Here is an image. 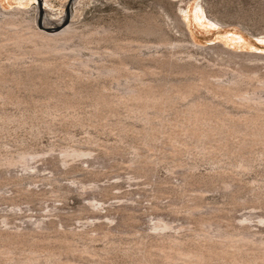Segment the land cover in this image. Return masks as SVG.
<instances>
[{
  "label": "rangeland",
  "instance_id": "374dc122",
  "mask_svg": "<svg viewBox=\"0 0 264 264\" xmlns=\"http://www.w3.org/2000/svg\"><path fill=\"white\" fill-rule=\"evenodd\" d=\"M39 1L49 22L72 5L75 33L40 69L31 43L0 51V264H264V132L174 124L193 103L255 112L215 83L240 72L241 90L264 96V0H0V12L39 26ZM130 81L170 102L142 118L115 100Z\"/></svg>",
  "mask_w": 264,
  "mask_h": 264
},
{
  "label": "bare ground",
  "instance_id": "6f19581e",
  "mask_svg": "<svg viewBox=\"0 0 264 264\" xmlns=\"http://www.w3.org/2000/svg\"><path fill=\"white\" fill-rule=\"evenodd\" d=\"M46 3V2H45ZM72 5H69L68 4V11L70 12L72 10ZM46 6L42 7L40 1L37 5L34 6L33 10L35 11V13H38L40 14V12L42 14H40V24L39 26L36 25V23H34V19L33 18H28L25 14H24V10H19V9H16L14 11H9V12H0V51L1 48H5L4 46L6 45H16V46H22V45H27L26 43H31L30 46L28 47L27 45V49H25V52L26 54L28 52H30L31 54H34V55H37L35 58L36 61H39L36 62L34 59V61L37 63V65L34 67H38L39 69L40 68H43V67H46L50 61L47 59V57H43L42 55L44 54H48V55H53L54 52H59V53H63L61 52V49L59 47L60 45V42L62 43V40H66L68 37L74 35L75 33V29L71 26V25H65V15L64 17L62 18V16L60 18L57 19L56 22H49L47 20V14H46ZM68 15V14H67ZM37 26V27H36ZM71 38V37H70ZM164 42V41H163ZM166 45H176L175 47H177V44L176 42L174 43H165ZM180 44V43H179ZM179 46V45H178ZM8 47V46H7ZM15 47V46H14ZM12 48V46H11ZM17 48V47H16ZM22 48V47H21ZM28 48H29V51H28ZM20 49V48H19ZM22 49V50H23ZM64 50V49H63ZM62 50V51H63ZM12 51V50H11ZM10 51V52H11ZM14 51V50H13ZM12 51V52H13ZM53 51V52H52ZM15 54H16V50L14 51ZM53 54H52V53ZM29 53V54H30ZM50 53V54H49ZM120 53V52H119ZM8 54V53H7ZM24 54V55H26ZM65 54V53H64ZM116 54V53H115ZM151 54V53H150ZM144 55V54H143ZM227 55V58L230 59V60H235V59H241L242 55H238V54H235V53H226ZM255 57H254V56ZM251 56H253L255 59L257 58H263L261 55H255L253 54ZM11 56V55H10ZM190 56V55H189ZM192 56V55H191ZM190 56V57H191ZM14 57V56H13ZM19 57V56H18ZM33 57V56H32ZM39 57V58H38ZM193 57V56H192ZM240 57V58H239ZM244 57V55H243ZM242 57V61L245 59H243ZM252 57V59H253ZM11 58V57H10ZM59 58V57H58ZM65 58V57H64ZM9 59V58H8ZM189 59V58H188ZM191 59V58H190ZM237 59V60H238ZM248 59V57H247ZM249 59H251V57H249ZM32 60V61H33ZM236 60V62H237ZM33 61V62H34ZM56 61V60H54ZM158 61V60H157ZM227 61V60H226ZM241 61V62H242ZM245 61V60H244ZM257 61V60H256ZM34 62V64H35ZM192 62V61H191ZM240 62V61H239ZM52 63V62H51ZM33 64V63H32ZM30 64V65H32ZM74 64V63H73ZM124 64V62H123ZM33 66V65H32ZM192 66V65H191ZM210 66V65H209ZM124 67L123 65L121 66H115V68L112 69V71L116 70L117 68H122ZM127 67V66H126ZM125 67V68H126ZM194 67V66H193ZM199 67V66H198ZM241 68V67H240ZM37 69V68H36ZM103 69V68H102ZM110 69V68H109ZM107 68V71L105 70V73L107 72L108 74L110 73L111 74V69L110 71L108 72L109 70ZM130 69V68H129ZM158 69V68H157ZM197 69V68H196ZM104 70L103 71H100V74L102 72L101 75H105L106 74L104 73ZM120 70V69H119ZM147 70V69H145ZM118 71V69L116 70ZM139 71V70H138ZM201 71V70H200ZM204 71V70H203ZM202 71V73H203ZM241 71V70H240ZM141 72V71H140ZM243 72V71H242ZM193 73V72H192ZM200 73V72H199ZM201 73V74H202ZM245 73V72H244ZM107 74V75H108ZM109 74V75H110ZM136 74V73H135ZM139 74V73H138ZM198 74V73H197ZM239 76L234 75L233 78L227 80L228 82L224 83L222 81H220L221 79H219V81L216 84V91H218V94L221 95L222 97H224V99L226 100H230L234 103H238L240 105H243V106H247L248 108L250 109H254L255 112H251V114H243L241 117H237V119H232V118H229L227 119L226 118H223V117H219V114H217L218 117L216 116H211L212 112L211 110L213 111V108H215L214 106L210 108V114L208 113V109L202 105L203 103H196V104H192L191 106H189L188 108H186L185 110L182 109V112H179L178 113V116H180V118H178V120H176V122L174 123L176 126L180 127L182 130H185L186 133H188V131L192 132V133H197L196 135L198 134H203V133H207L209 131H228L235 128V127H238V125H242L244 127V129H247V130H252V131H262L264 132V96H250L248 94V92H245V91H242L241 88H240V83L242 82L241 81V78H244L242 77L243 76V73H242V76H241V73L239 72L238 73ZM119 75V73H118ZM137 75V74H136ZM204 75V74H203ZM205 76V75H204ZM209 76V75H208ZM241 76V78H240ZM244 76H248L247 74L244 75ZM138 77V76H137ZM203 77V76H202ZM117 78V77H116ZM124 78V77H122ZM135 78V77H133ZM142 78V77H141ZM136 79V78H135ZM206 80V79H205ZM210 80V78H209ZM214 80V79H213ZM244 80V79H243ZM207 81V80H206ZM204 82V81H203ZM209 82V81H208ZM122 83V82H121ZM212 83V82H211ZM124 84V83H123ZM126 84V85H125ZM124 84V88L122 89H119L116 90L118 91L117 94L115 93V100H119L121 103L124 102L128 104V102H136L135 104L139 105V114L141 115V113L145 116L146 115V111L147 108L149 109L151 106H162L164 104H168V101L170 102V98L167 99L166 96H163V94L161 95V93L158 95L156 93L153 92V89L152 91H149L144 87H136L138 84L134 85L131 81L130 82H126ZM140 84V83H139ZM210 84V83H209ZM208 84V85H209ZM264 85V82L262 83ZM143 85V84H141ZM195 85V84H194ZM203 85V84H202ZM207 85V83H206ZM140 86V85H139ZM205 86V85H204ZM195 87V86H194ZM1 88V87H0ZM210 88V87H209ZM259 88V87H258ZM261 88V86H260ZM178 89V88H177ZM183 89V88H181ZM187 89V88H186ZM254 89V88H253ZM257 89V88H256ZM157 90V89H156ZM1 89H0V93H1ZM99 91V90H98ZM115 91V92H116ZM179 91V90H178ZM181 91V90H180ZM256 91V90H255ZM108 92V91H107ZM160 92V91H159ZM214 92V93H215ZM11 93V92H10ZM171 93V92H170ZM173 93V92H172ZM179 93V92H178ZM107 94V93H106ZM114 94V92H113ZM174 94V93H173ZM177 94V93H176ZM184 93L183 92H180L179 95H183ZM168 95V94H167ZM170 95V94H169ZM215 95V94H214ZM2 96V95H1ZM103 96V95H102ZM105 96V95H104ZM111 96V94H110ZM113 96V98L115 97ZM184 96V95H183ZM217 96V95H216ZM10 97V95H9ZM112 97V96H111ZM174 97V96H173ZM178 97V96H176ZM104 98H107L106 97H103L102 99ZM97 99V98H96ZM100 99V98H99ZM106 100V99H104ZM110 100V99H109ZM112 100V99H111ZM172 100V99H171ZM167 101V102H166ZM102 103V101H100ZM105 102V101H104ZM116 102V101H114ZM173 102V101H172ZM212 103V102H211ZM115 104V103H114ZM118 104V103H116ZM115 104V105H116ZM126 104V105H127ZM134 104V103H133ZM134 104V105H135ZM190 104V103H189ZM130 105V103H129ZM127 107L131 109V107ZM132 105V104H131ZM135 105V107H136ZM137 105V106H138ZM207 105V103H206ZM210 105V104H209ZM209 105H208V108H209ZM119 106V104H118ZM117 106V107H118ZM121 106V104H120ZM124 106V104H123ZM219 107V106H218ZM242 107V106H241ZM124 108V107H123ZM138 108V107H137ZM245 108V107H244ZM134 108L132 107V110ZM158 109V108H157ZM165 109V108H164ZM125 110V108H124ZM175 110V109H174ZM216 109H214L215 111ZM245 110V109H244ZM247 110V109H246ZM245 110V111H246ZM117 111V110H116ZM126 111V110H125ZM135 111V110H134ZM150 111V110H149ZM178 110L176 109V112ZM213 111V112H214ZM221 111V110H220ZM249 111V110H248ZM252 111V110H251ZM128 112L130 111H127V115H128ZM133 112V111H132ZM138 112V111H137ZM250 112V111H249ZM134 113V112H133ZM149 113V112H148ZM155 113V112H154ZM216 113V112H215ZM219 113H222V112H219ZM245 113V112H244ZM119 114V113H118ZM136 114V113H135ZM138 114V113H137ZM150 114H153V113H150ZM230 114V113H229ZM132 115V114H131ZM216 115V114H215ZM224 115V114H223ZM135 116V115H134ZM177 116V117H178ZM239 116V115H238ZM142 117V115H141ZM150 116H148L149 118ZM156 117V116H155ZM158 117V116H157ZM234 117V116H233ZM138 118H140L138 116ZM144 118V117H142ZM147 118V116H146ZM153 118V117H152ZM151 119V117H150ZM149 119V120H150ZM175 119H176V116H175ZM146 120V119H145ZM168 120V119H167ZM166 120V121H167ZM173 120V119H172ZM142 121H144L142 119ZM148 121V120H147ZM147 121H145V123H147ZM152 121V119L150 120ZM156 121V120H154ZM171 121V119H170ZM157 122V121H156ZM161 122V121H160ZM169 122V121H168ZM167 122V123H168ZM144 123V124H145ZM153 123V121H152ZM155 123V122H154ZM153 123V124H154ZM159 123V122H158ZM172 123H170L171 125ZM146 125V124H145ZM150 124L148 123V126ZM163 127L165 126L164 123L162 124ZM236 125V126H235ZM156 126V125H155ZM157 127V126H156ZM174 127V126H173ZM177 127V128H178ZM150 128H153L152 126H150ZM173 129V128H172ZM179 129V128H178ZM237 129V128H236ZM240 129V128H239ZM242 129V128H241ZM188 130V131H187ZM235 129L231 130V131H234ZM173 131V130H172ZM177 131V129H176ZM215 131V132H216ZM182 133V131H179ZM184 132V133H185ZM250 132V131H249ZM180 133V134H181ZM259 133V132H258ZM190 135V134H189ZM194 135V134H193ZM10 161V160H9ZM230 234V233H229ZM219 237L222 236V234H219L218 235ZM228 238L229 235L225 236V238ZM222 239V238H221ZM232 239H234L232 237ZM238 239V238H237ZM239 239H248V236L245 235V234H240L239 235ZM231 240V239H230ZM232 241V240H231ZM234 241V240H233ZM236 241V240H235ZM234 241V242H235ZM243 242V241H242ZM262 249V248H261ZM187 256V255H186ZM174 257V256H173ZM172 257V259H173ZM178 257V256H177ZM176 257V258H177ZM181 257V256H180ZM46 260V259H45ZM190 261H188L189 263Z\"/></svg>",
  "mask_w": 264,
  "mask_h": 264
},
{
  "label": "water",
  "instance_id": "95a60500",
  "mask_svg": "<svg viewBox=\"0 0 264 264\" xmlns=\"http://www.w3.org/2000/svg\"><path fill=\"white\" fill-rule=\"evenodd\" d=\"M67 9H68V4H67V6H66V14H68ZM40 14H42V13L40 12Z\"/></svg>",
  "mask_w": 264,
  "mask_h": 264
}]
</instances>
